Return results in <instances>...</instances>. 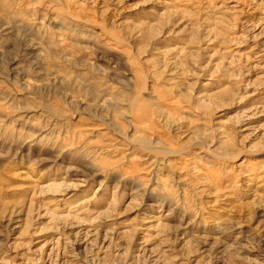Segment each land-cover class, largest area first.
I'll return each mask as SVG.
<instances>
[{
	"label": "rangeland",
	"instance_id": "1",
	"mask_svg": "<svg viewBox=\"0 0 264 264\" xmlns=\"http://www.w3.org/2000/svg\"><path fill=\"white\" fill-rule=\"evenodd\" d=\"M0 264H264V0H0Z\"/></svg>",
	"mask_w": 264,
	"mask_h": 264
},
{
	"label": "bare ground",
	"instance_id": "2",
	"mask_svg": "<svg viewBox=\"0 0 264 264\" xmlns=\"http://www.w3.org/2000/svg\"><path fill=\"white\" fill-rule=\"evenodd\" d=\"M2 146H3V145H2ZM168 149H169V148H168ZM168 152L171 153V154H176V153H177V150H176V149H170Z\"/></svg>",
	"mask_w": 264,
	"mask_h": 264
}]
</instances>
